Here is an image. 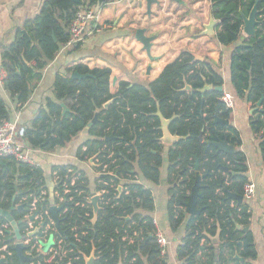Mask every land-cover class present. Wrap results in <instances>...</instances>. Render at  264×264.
Here are the masks:
<instances>
[{
  "label": "trees",
  "instance_id": "16d2710c",
  "mask_svg": "<svg viewBox=\"0 0 264 264\" xmlns=\"http://www.w3.org/2000/svg\"><path fill=\"white\" fill-rule=\"evenodd\" d=\"M255 1L211 0L212 15L220 22L217 39L221 44L228 46L239 40L243 15L249 16ZM96 4L97 0H89L88 4H77L73 0L46 2L32 26L38 45L32 47L28 39L20 38L7 54L5 88L17 106L23 107L28 102L32 93L31 80L40 77L47 63L54 60L60 47L68 41V29L78 8L95 7ZM258 9L257 33L235 50L231 78L238 96L246 98L254 107L262 101L252 129L255 134H263L259 148L264 160V0H260ZM33 60L38 67L32 70L31 78L29 70L22 66ZM74 72L91 77L73 80L70 75ZM110 78V69L91 70L84 65L67 69L64 76L58 75L55 79L54 98L47 101L32 127L26 129L25 140L31 148L52 151L68 145L98 116L89 130L91 139L83 145L85 151L83 147L79 151L81 160H98L96 171L100 177L95 191L90 189L86 174L78 169L54 168L62 178L56 189L64 198L61 203L56 197L55 205H66L60 213L61 229H57L55 236L72 252L66 259H57L53 264H85V256H90L93 249L97 258L95 264H169L168 256H162L155 237L153 193L138 181L141 178L154 185L160 183L164 145L160 142V119L155 116L158 109L166 119L176 117L169 130L184 138L169 151L168 213L173 230L187 218L185 204L197 174L205 177L200 182L197 202V209L202 213L189 217L187 235L177 249L179 263L255 264L258 257L255 239L251 231H244L250 226V206L228 198V192L246 198L245 187L249 183V166L246 154L240 149V133L232 125L219 122L230 120L232 114L223 100L224 92L201 93L206 85L214 88L224 85L214 65L196 61L191 52L185 51L148 85L121 83L118 93L113 95ZM186 86L191 89L185 90ZM62 103H68V111ZM10 119L11 110L0 96V126ZM220 141L233 146L235 153L226 154L207 144ZM69 170L73 173L69 174ZM27 172L29 178L16 204H24L23 199H26L28 206L25 211H16L13 215L17 221L23 220L30 213L31 197H35L40 199L37 210L47 219L45 212L52 204L41 193L45 187L44 178L31 167ZM103 174L108 176L102 177ZM73 177H77V181L71 185ZM65 184L68 194L64 193ZM0 187L3 196L0 207L8 210L19 191H15L6 174H0ZM119 187H122L121 194ZM99 194L102 195L100 211L93 224V208L88 199ZM4 224L9 223L0 217V228ZM218 224L221 243L212 245L206 234L215 236ZM27 227L26 224L19 227L24 237ZM8 231L3 240L13 255L6 258L5 264H50L47 257L39 253H34L31 262L21 263L14 251V236ZM235 256L244 261L240 262Z\"/></svg>",
  "mask_w": 264,
  "mask_h": 264
},
{
  "label": "crops",
  "instance_id": "0c3cea01",
  "mask_svg": "<svg viewBox=\"0 0 264 264\" xmlns=\"http://www.w3.org/2000/svg\"><path fill=\"white\" fill-rule=\"evenodd\" d=\"M47 1L0 0V96L11 110L10 122L15 123L17 127L31 128L40 110L45 109L47 101L54 98L56 77L64 76L69 68L84 65L91 70L110 69V92L115 95L121 83L133 86L154 82L161 76L164 69L185 51L201 56L204 61L212 63L222 76L223 92L234 102L229 121L230 125L240 133L242 141L240 149L247 156L249 182L255 186V196L252 199L244 198V202L250 206L252 215L248 228L253 233L258 253L255 264H264V160L259 148L263 134H255L252 129V123L260 106L254 107L246 98L238 96L231 78V61L234 52L248 42L250 37L242 30L236 43L225 46L217 39L218 27L214 37L205 35V26L210 23L211 18H214L211 0H153L150 10L147 0H115L97 13L99 16L96 29L87 35L81 44L65 51L62 50L63 45L60 47L54 60L47 63L40 77L31 80L32 93L28 102L23 107L17 106L5 88L8 77L4 68V65L8 63L7 54L20 38L28 39L32 47L38 45L32 26ZM81 2L88 4L89 0H81ZM95 7H93L94 10ZM215 21L218 20L215 19ZM139 30H144L146 37L152 39L149 51L137 39ZM22 58L25 59L24 55ZM36 67H38L36 60L22 66L23 69L29 70V72L26 71L31 78L32 70ZM3 71L5 77L1 78ZM62 105L65 111L69 110L68 103H62ZM90 139L89 130H85L65 147L52 151L33 149L28 141H24L36 162L33 170H38L44 178L45 187L41 192L42 196H46L53 206L56 202L58 186L54 176L55 167H74L85 173L89 179L90 189L95 191L96 181L100 177L96 171L98 160L95 158L94 166L90 164V160H81L79 154L80 149ZM82 151L84 152L85 148ZM169 151L170 147L164 145L161 178L158 185L141 178L138 181L153 193L155 211L152 217L158 221L160 229L170 242L167 250L168 263L180 264L177 259V249L187 235L186 226L190 215L186 213L187 218L183 224L173 230L168 213L171 188ZM28 167L11 159L0 160V174H6L7 179L14 184L15 191H19V195L23 193L21 189L29 178ZM0 200L1 204L3 202L1 194ZM21 205L22 203L16 204V207ZM9 230L16 244L14 230L12 227H9ZM27 255L28 251H26ZM1 260L6 259L0 257Z\"/></svg>",
  "mask_w": 264,
  "mask_h": 264
},
{
  "label": "water",
  "instance_id": "95a60500",
  "mask_svg": "<svg viewBox=\"0 0 264 264\" xmlns=\"http://www.w3.org/2000/svg\"><path fill=\"white\" fill-rule=\"evenodd\" d=\"M75 3L80 4L81 0H73ZM115 0H97V4L95 7V13L97 14L105 5L113 2ZM175 1H179V0H175ZM148 2V9L150 10L152 3L154 2L153 0H147ZM259 3L260 0H256L254 7L252 9V11L250 12L249 16H245L243 15V32L245 35H247L248 37H255L257 30L256 27L259 24L258 20H257V16L259 14ZM219 21H215L214 18H211L210 23L208 25L205 26V35L209 36V37H214L215 33H216V27H218L217 25H219ZM137 39L143 43V45L146 47L147 51L150 50L151 48V38L146 37L145 35V31L144 30H139L137 32ZM196 61H200L203 62L204 59L199 56V55H194ZM91 77L90 75H82L79 72H74L70 75V78L73 80H84L86 78ZM191 88L189 86H186L185 90L189 91ZM217 91V92H223V87H217L214 88L212 85H206L202 90L201 93H206V92H210V91ZM262 102V101H261ZM261 102L258 104V106H261ZM108 106V105H106ZM62 107H64V105H62ZM155 116H157L160 119V131L162 132V137L160 139L161 144L165 145V146H169L172 147L174 145H176L179 141L183 140L184 138L182 137H178L177 135H173L171 134L169 127L171 122L176 118L173 117L172 119H166L160 109H158L157 113L155 114ZM98 120V116L95 117V119L88 125L86 130H90V128L93 126V124ZM219 122H221L222 124L229 126L230 125V121L226 120V121H222L220 120ZM208 145H212L215 146L216 148H218V150L220 152H224L226 154H230L233 155L235 153V149L233 146L229 145L226 141H220V142H208ZM94 161L95 158H91L90 159V164L94 165ZM95 166V165H94ZM195 169L198 172L199 170V165L198 163H196L195 165ZM108 175H102V177H107ZM205 178L204 176H201L199 174H197L196 177V182L195 185L192 189V193L189 196V200L188 203L185 204V210L186 213L190 216H198L202 213V210H198L197 209V202L198 199L200 198V194H199V189H200V182L201 180ZM119 194H121L122 192V187H119L118 189ZM23 195V193H20V195L17 193L12 200V204L10 209L6 210L0 207V217L5 219L12 227V229L14 230L13 234L16 236V244L14 243V251L16 252L17 258L20 260L21 263H29L31 262L33 259L31 257L26 256V251H28L29 247L23 244V239L24 236L23 234H21L20 232V225L25 224L27 221L29 222H36V217L39 215V211H36L33 215L29 216L27 221L25 220V218L22 221H15V218L13 217V213L15 211H25L26 207L28 206V203L25 202L24 204H22L21 206L16 207V198L17 196H21ZM228 198L237 201L239 204H243L244 203V197L243 196H239V195H235L232 194L230 192H228ZM102 199V195H95L94 197L91 198V201L89 202V205L93 208V219H92V223L95 224L98 220V215H99V211H100V200ZM1 201V200H0ZM66 205H52L49 210H48V214L49 216L52 218V220L54 221L56 227L58 230L61 229V219H60V213L64 211ZM25 220V221H24ZM127 221L130 220V218L126 219ZM47 221H43L38 227H36L33 231H31L30 233L27 234V236L29 238H33L36 237L38 235H41L42 232V228L45 227ZM238 229L241 230L242 228L240 226H238ZM250 229L246 228L244 229L245 232H248ZM9 234H11V231H8ZM207 238L211 241L212 245H219L221 243V227L218 224V230L215 236H211V235H207ZM53 243V237L49 238V241L43 245V250L47 251L49 249V247L52 245ZM235 258L237 260H239L240 262H243L244 259L240 258L239 256H235ZM97 261L96 258V252L95 249H93L92 253L90 256H85V264H95V262ZM6 260H1L0 263H5ZM120 264H122V262H120Z\"/></svg>",
  "mask_w": 264,
  "mask_h": 264
},
{
  "label": "built area",
  "instance_id": "2783aa9c",
  "mask_svg": "<svg viewBox=\"0 0 264 264\" xmlns=\"http://www.w3.org/2000/svg\"><path fill=\"white\" fill-rule=\"evenodd\" d=\"M98 14L95 13V10L93 7H79L76 17L73 20V22L70 24L68 32H69V39L68 41L63 44L62 50H68L69 48H73L79 44H81L93 30L97 27V21H98ZM5 77V72L3 71L1 73V78ZM224 102L226 103V106L229 109L233 110L234 102L231 97L224 96L223 98ZM25 133L26 128L23 127H17L15 123H12L10 121H5L0 126V160L2 159H11L16 163L27 165L31 168L36 167L35 159L31 155V150L26 147L24 144L25 141ZM28 146V145H27ZM31 147V146H30ZM73 173L72 170H69V174ZM106 175V174H103ZM113 175V174H110ZM55 181L57 184H60L62 181V178L58 175L57 172H54ZM102 176V175H101ZM69 176H66V179H68ZM75 181H77V177H73L71 180V185H74ZM65 194L69 193L68 187L65 184ZM255 186L253 183L249 182L245 187V197L248 199H252L255 195ZM56 197L60 198V202H64V198H61L59 193H56ZM33 202L31 204V209L29 215L25 217V220L27 221L28 217L33 215L37 210V204L40 202V199L33 198ZM90 202L91 200L88 199ZM26 202V199H23V203ZM40 212V211H39ZM45 216H47V219L44 218V215L40 212L39 215L36 217V222H29L27 221L25 224L28 226L25 230V237L23 239V244L28 246V255L29 257H33L34 253L44 254L47 257V262L50 264H53L56 262L57 259L62 261L63 259H66L72 250L65 249L63 246V240L60 239L58 236H55V233H57V227L52 220V218L49 216L48 211L45 212ZM24 220V221H25ZM47 221L44 228H42L41 235H38L33 238H29L27 236L28 233L33 231L36 227L35 224L39 222L38 226L43 222ZM153 224L155 226V237L157 239L159 248L161 250L162 256L167 255V250L169 247V240L163 233V231L160 229L159 223L156 219H153ZM9 224L2 225L0 228V257L2 259H6L9 256H12L13 253L9 249V245L5 243L3 238L5 237V231L9 230ZM37 226V227H38ZM53 237V243L49 247L47 251L43 250V245L46 244L49 241V238ZM79 258L77 257L76 260ZM71 259H69V263H71Z\"/></svg>",
  "mask_w": 264,
  "mask_h": 264
}]
</instances>
